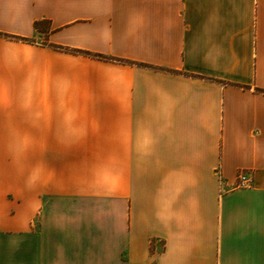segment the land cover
<instances>
[{
	"label": "crops",
	"instance_id": "obj_1",
	"mask_svg": "<svg viewBox=\"0 0 264 264\" xmlns=\"http://www.w3.org/2000/svg\"><path fill=\"white\" fill-rule=\"evenodd\" d=\"M0 264H264V0H0Z\"/></svg>",
	"mask_w": 264,
	"mask_h": 264
},
{
	"label": "built area",
	"instance_id": "obj_2",
	"mask_svg": "<svg viewBox=\"0 0 264 264\" xmlns=\"http://www.w3.org/2000/svg\"><path fill=\"white\" fill-rule=\"evenodd\" d=\"M251 185L250 177L245 172H239L237 174L236 188H249Z\"/></svg>",
	"mask_w": 264,
	"mask_h": 264
},
{
	"label": "rangeland",
	"instance_id": "obj_3",
	"mask_svg": "<svg viewBox=\"0 0 264 264\" xmlns=\"http://www.w3.org/2000/svg\"><path fill=\"white\" fill-rule=\"evenodd\" d=\"M23 153H26V156L23 158V164H27L28 165V153L29 152H23ZM23 167H25V166H23ZM23 170H24V168H23Z\"/></svg>",
	"mask_w": 264,
	"mask_h": 264
},
{
	"label": "trees",
	"instance_id": "obj_4",
	"mask_svg": "<svg viewBox=\"0 0 264 264\" xmlns=\"http://www.w3.org/2000/svg\"><path fill=\"white\" fill-rule=\"evenodd\" d=\"M39 23L38 22H36V23H34V28L35 29H38L39 28ZM24 41H28V40H26V39H23ZM99 58H103V57H101V56H98Z\"/></svg>",
	"mask_w": 264,
	"mask_h": 264
}]
</instances>
